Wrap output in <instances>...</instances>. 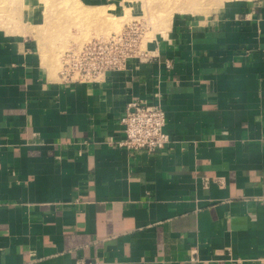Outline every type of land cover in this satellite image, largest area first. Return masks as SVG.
<instances>
[{"label":"crops","instance_id":"1","mask_svg":"<svg viewBox=\"0 0 264 264\" xmlns=\"http://www.w3.org/2000/svg\"><path fill=\"white\" fill-rule=\"evenodd\" d=\"M30 41L0 30V264H261L264 0L178 17L102 83L63 84ZM135 101L166 150L117 148Z\"/></svg>","mask_w":264,"mask_h":264},{"label":"rangeland","instance_id":"2","mask_svg":"<svg viewBox=\"0 0 264 264\" xmlns=\"http://www.w3.org/2000/svg\"><path fill=\"white\" fill-rule=\"evenodd\" d=\"M260 1L95 0L87 5L86 0H0V30L29 38L54 78L61 71L63 55L93 39L108 38L134 26L139 28L146 50L149 43L167 34L178 17L205 22Z\"/></svg>","mask_w":264,"mask_h":264},{"label":"built area","instance_id":"3","mask_svg":"<svg viewBox=\"0 0 264 264\" xmlns=\"http://www.w3.org/2000/svg\"><path fill=\"white\" fill-rule=\"evenodd\" d=\"M133 27L68 50L62 57L61 82L65 85L102 83L108 74L123 71L132 59L149 61L148 53L142 49L139 28ZM121 123L125 137L116 143L119 149L154 153L166 150L171 144L170 136L165 132L166 113L161 105L135 101L129 104ZM74 264L100 263L81 260Z\"/></svg>","mask_w":264,"mask_h":264},{"label":"bare ground","instance_id":"4","mask_svg":"<svg viewBox=\"0 0 264 264\" xmlns=\"http://www.w3.org/2000/svg\"><path fill=\"white\" fill-rule=\"evenodd\" d=\"M171 3L172 2H178V1H181V0H169ZM1 4V3H0ZM5 8V7H4ZM7 14H9V12L7 13ZM5 16H6V14H4ZM1 16V15H0ZM11 16V15H10Z\"/></svg>","mask_w":264,"mask_h":264}]
</instances>
